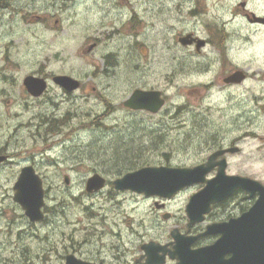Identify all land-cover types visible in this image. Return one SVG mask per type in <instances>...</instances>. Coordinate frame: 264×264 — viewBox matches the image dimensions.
<instances>
[{"label":"rangeland","instance_id":"rangeland-1","mask_svg":"<svg viewBox=\"0 0 264 264\" xmlns=\"http://www.w3.org/2000/svg\"><path fill=\"white\" fill-rule=\"evenodd\" d=\"M143 1L132 0L130 6L140 14ZM60 3L51 10L50 0H38L33 13L45 23L28 20L24 46L21 36L11 46L20 67L11 72L17 86L0 94V155L10 160L0 168V264H66L69 253L123 262L117 257L130 258L143 241L168 240L174 222L157 221L150 213L153 201L112 184L130 156L138 167L167 160L191 165L208 149L232 144L241 151L229 156L228 173L264 183V41H255V49L241 46L243 52L232 57L254 78L225 87L226 72L218 63L209 71L178 69L176 36L195 28L202 34L201 26L132 22L130 10H121L115 0H74L65 12ZM121 13L128 16L121 19ZM57 19L61 24L54 26ZM95 39L101 45L87 52ZM214 52L207 48L209 56ZM110 54L117 67L107 66ZM33 74L48 77L49 89L41 98L24 89V78ZM55 75L72 76L82 86L67 92L53 82ZM138 87L163 90L167 102L159 115L123 106ZM26 165L44 180L41 222H31L14 200ZM96 173L108 185L89 194L86 183Z\"/></svg>","mask_w":264,"mask_h":264},{"label":"flooded vegetation","instance_id":"flooded-vegetation-1","mask_svg":"<svg viewBox=\"0 0 264 264\" xmlns=\"http://www.w3.org/2000/svg\"><path fill=\"white\" fill-rule=\"evenodd\" d=\"M60 1V10L65 12L72 7L71 4L74 0ZM115 1L116 5H119L121 10H130L129 16L127 13H121V19H125L126 16H128V20H131L132 22L136 19L144 21L151 19L152 23L162 22L163 25L167 26L170 24L188 23H193L194 26H201L202 34H200L199 30L195 28L185 30L176 36V39L178 40V49L173 50V52H176L177 57H179L178 69L180 71L187 70L193 72L194 70H202L201 68L206 69L204 71H209L212 68V64L218 63L221 68V73L226 72V74L221 77L224 81L225 87L238 86L246 82L248 79L254 78L252 71H250L249 68L241 67L237 61L233 59V54L237 55L242 53L243 51L240 52L241 46L246 49H255L257 46L255 41H264V0H144L143 2L145 5L140 14L138 13V10H136L137 7L133 10V6H130V4H133L132 0ZM37 2L38 0H0V94H9V92H11L10 85L14 90L15 85L17 86L18 84V81H16L11 72H15L20 67V63L19 61L15 62L13 60L15 51L14 53L11 51V46L13 47L18 36H21V46H24L26 22L30 20L32 24L35 23L39 25L45 23L41 14L33 13L37 8ZM56 2L57 0H50L51 10L56 9ZM53 15L54 12L51 11L49 18L52 19ZM59 23L60 20L57 19L54 22V26H57ZM189 34H191L193 38H196L197 41L186 46L182 45L179 42V39ZM199 40L205 41L202 47H199ZM100 45V40L95 39L91 44L93 49L90 50V46L87 52H93V50ZM208 47H213L215 49L214 56L211 57L206 53ZM169 51L170 50H167V52ZM186 51L189 53L186 54ZM113 55L114 54H110L107 56V66H109V68H111L112 65L117 67V64L114 65L113 63ZM185 57H188V59ZM237 71H243L245 79L242 82L226 83L225 79ZM46 79L48 80V77H46ZM24 81L23 86L24 89L27 90ZM136 89L144 88L138 87ZM150 89L157 88H149V90ZM161 91L167 102L165 93L163 90ZM27 92L34 98L42 97H35L28 90ZM125 108L134 113L146 112L150 115H156L145 110H132L127 107ZM160 113H157V115ZM214 147L215 148L211 147L212 149H208V154L194 164L189 165L187 163H182L175 165L172 161L167 160L165 163L159 164L158 166L194 167L207 162L215 152L233 148L236 147V145H217ZM240 151L241 150L238 152ZM0 154H3V152ZM231 154L233 153L226 152L221 154L216 158V162L225 159L229 166V156ZM126 160L127 165L130 168L128 171L140 167L136 166L137 164L134 162L136 161V158H133V156L128 157ZM8 161L10 162V160L1 162L0 168L6 165ZM217 169L218 165H216L215 169L207 175V178L216 175ZM124 173L126 172L119 174V176ZM204 186L205 184L203 183L186 186L172 196H161L159 194L146 195L131 190L120 192H129L141 196L148 201H153V206L150 207V213L155 216L156 220L162 223L174 222L170 228V234L173 231L178 230L179 233L183 234L185 237L190 239L195 237L190 248L197 250L213 245L221 237L219 233H207L210 225L224 223L231 218L242 215L250 209L257 198L256 195L251 197L249 193L243 189H236L227 198L222 199L221 201L212 202L208 206H206V202H202L198 205L197 209L199 211L206 210L207 208L209 209L202 213L204 218L203 221H197L191 224V219L187 213V207L190 203L191 197L203 189ZM181 197H183L182 201ZM178 201H181V203L178 206V210L174 211L173 205ZM150 242H154L156 245L163 247L164 250H166V252L164 250L157 251L159 256L165 254V264L179 263V260L173 259L170 256V251L174 249L172 235L166 241L157 239L143 241L141 244L134 247V250L131 251L130 258L124 257L123 255L117 257L118 260H126L123 262L113 260L111 262H108V260L90 261L99 264H144L148 256L143 246ZM229 256L230 255L227 254V257ZM4 262H6V260Z\"/></svg>","mask_w":264,"mask_h":264},{"label":"water","instance_id":"water-1","mask_svg":"<svg viewBox=\"0 0 264 264\" xmlns=\"http://www.w3.org/2000/svg\"><path fill=\"white\" fill-rule=\"evenodd\" d=\"M191 35L180 38L183 44L193 43ZM205 41H201V47ZM93 46L90 47V50ZM243 72L237 71L228 78L227 82H242ZM55 84L69 92L81 87V81L69 75H55ZM27 90L35 97L42 96L48 89V81L43 77L28 75L25 78ZM165 104L162 92L159 90H135L124 102L126 107L139 110L144 109L157 113ZM229 151L237 152L238 148ZM225 153L218 151L214 153L207 163L194 168L168 167V166H146L129 172L117 178L113 184L117 190H133L146 195L159 194L161 196H172L180 189L195 184L206 183L204 189L191 197L187 212L191 218V224L203 219V211L197 209L198 205L206 202L208 206L212 202L221 201L230 196L236 189H244L251 196L258 193L259 197L255 204L239 217L231 218L224 223H217L208 227L207 233H219L221 237L213 244L197 250L190 248L195 238L181 235L178 230L172 232L175 239L174 250L170 256L178 259V264H264V185L250 177L229 175L226 172V160L216 162V158ZM7 156H0V162ZM216 165L219 170L213 179H207L206 175ZM66 183L70 182L68 175L65 176ZM106 178L96 173L90 176L86 183V190L95 193L106 185ZM14 200L22 205L26 215L31 221H42L45 218L43 207L45 205L46 190L42 177L32 165L22 168L19 178L15 184ZM143 248L147 252V260L144 264H164V255L159 256L157 251L164 250L154 242L145 244ZM166 252V250H164ZM230 254L229 257L226 255ZM66 264H95L83 261L74 254L66 257Z\"/></svg>","mask_w":264,"mask_h":264},{"label":"trees","instance_id":"trees-1","mask_svg":"<svg viewBox=\"0 0 264 264\" xmlns=\"http://www.w3.org/2000/svg\"><path fill=\"white\" fill-rule=\"evenodd\" d=\"M54 124L55 127H57V125L53 122L48 123V125H50V127ZM53 126V127H54ZM56 131V129H54ZM130 170L129 166L127 165V160L125 162L122 163V165L119 166L118 171L119 173L125 172Z\"/></svg>","mask_w":264,"mask_h":264}]
</instances>
